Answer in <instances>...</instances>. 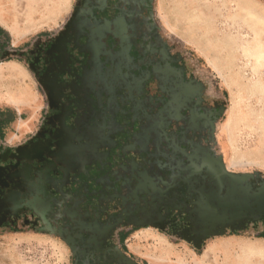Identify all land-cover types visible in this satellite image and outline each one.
<instances>
[{
	"label": "flooded vegetation",
	"instance_id": "1",
	"mask_svg": "<svg viewBox=\"0 0 264 264\" xmlns=\"http://www.w3.org/2000/svg\"><path fill=\"white\" fill-rule=\"evenodd\" d=\"M147 2L75 0L61 28L25 53L50 123L40 140L0 148V228H49L67 243L72 264H133L124 241L148 224L197 241L193 209L218 184L221 161L201 141L214 127L213 111L201 110L199 84L178 57L147 44L148 31L139 30ZM132 107L144 109L162 138L144 151L143 143L123 142L117 166L131 172L115 175L111 151L119 141L110 136L120 129L119 113ZM163 114L180 125H158Z\"/></svg>",
	"mask_w": 264,
	"mask_h": 264
},
{
	"label": "rangeland",
	"instance_id": "2",
	"mask_svg": "<svg viewBox=\"0 0 264 264\" xmlns=\"http://www.w3.org/2000/svg\"><path fill=\"white\" fill-rule=\"evenodd\" d=\"M39 1L43 5L40 9L33 3L38 4V1L31 0V9L24 5L14 17L10 15L11 25H20L15 28L19 33L28 25L29 9L31 19L51 13L47 25L53 26L60 24L66 11L69 14L75 4V0ZM142 13L147 22L137 26L145 34L148 31L147 44L158 42L165 51L178 57V66L185 76L199 84L201 110L207 114L213 111L207 121L214 127L208 133L209 138L201 141L214 157L222 159L228 171L256 173L257 177L249 180V184L256 187L264 178V102L261 95L264 86V0H148ZM255 37L263 46L261 56L257 53ZM23 40L26 47L31 38L20 39ZM32 89L31 71L26 63H0V108L8 110L10 117L15 113L21 116L22 125H31V112L37 108ZM133 107L126 111L121 109L124 112L118 115L120 129L115 131V137L110 136L112 141H119L111 151L115 157L111 159L109 170L115 175L131 172L129 168L123 170L117 166L124 143H143V150L148 142H152L153 148L159 147L156 141L162 138V131L155 132L147 123L144 109L141 113H133ZM161 115L158 125L169 126L173 118ZM204 121L202 118L201 125ZM174 123L170 126L180 125ZM11 127L9 129L14 131ZM201 130H205L204 127ZM141 148L137 149L138 153ZM153 148L148 152L154 151ZM129 153L124 157L127 160L133 157ZM143 154L139 156L141 161L146 156ZM37 169L43 170V166ZM155 170L156 167L153 173L157 174ZM58 171L52 169L51 173L58 176ZM136 183L132 181L127 192L132 191ZM191 221L195 227L194 215ZM241 224L236 228L226 226L222 234L202 237L199 249L194 247L197 241L191 243L170 229H136L127 235L125 242L127 240L132 261L137 264H264V239L255 236L257 232H264V215L255 221L248 218ZM0 264H72V257L58 237L35 229L33 225H19L17 229L0 228Z\"/></svg>",
	"mask_w": 264,
	"mask_h": 264
},
{
	"label": "crops",
	"instance_id": "3",
	"mask_svg": "<svg viewBox=\"0 0 264 264\" xmlns=\"http://www.w3.org/2000/svg\"><path fill=\"white\" fill-rule=\"evenodd\" d=\"M38 4L33 2L37 7H42V2L37 0ZM2 9H0V63H8L11 64L14 63H25V53L28 52V49L32 45V43H35L36 39L39 38L40 40L44 39L46 36L50 35L51 33L59 30L63 23L68 19V16L72 12L73 6L70 10V13L68 14V11H66V15L63 19H61L60 16V24L56 23L55 25L48 26V21L51 18V13L43 14V16L38 17L37 19H31V0H6L3 1L1 4ZM27 5L30 7L29 9V15L27 19L28 25L21 29V33L16 27L19 28V26L11 25L12 17L16 15V11H21L23 9V6ZM67 5V3H66ZM65 5V6H66ZM38 9V13H39ZM37 10H34L33 13L36 14ZM44 13V11H43ZM11 15V16H10ZM19 16V14H18ZM34 17V16H33ZM35 18V17H34ZM32 30V31H31ZM26 31H29L26 33ZM22 38H31L30 43H28V46H23L26 42L20 41ZM29 69V68H28ZM31 86L32 89V98H35L36 109L31 112V125H22V118L21 116H18L16 113L13 115L12 119L8 121L7 123H3L0 127V148H3L7 145H13V144H19L23 143L29 139L31 141L40 140L46 130L42 131L43 129H48L50 123V120L46 119V116L44 114V110L46 107V104L44 103L43 95L41 94L37 81L34 78L32 72H31ZM1 111H5V109H1ZM45 115V116H44ZM47 120V126H45V121ZM52 123V121H51ZM12 126L11 128L14 129L12 131L9 129V126ZM11 142V143H10ZM13 143V144H12ZM225 165V164H224ZM259 225V223H258ZM142 228H151L154 229L155 227L153 225H145V227ZM44 233H49L51 235H54L61 239L63 243L67 246V243L58 235L55 233H52L50 231L42 230ZM264 239V238H263ZM124 244L127 247V240L124 241ZM68 248V246H67ZM70 253V251H69Z\"/></svg>",
	"mask_w": 264,
	"mask_h": 264
},
{
	"label": "water",
	"instance_id": "4",
	"mask_svg": "<svg viewBox=\"0 0 264 264\" xmlns=\"http://www.w3.org/2000/svg\"><path fill=\"white\" fill-rule=\"evenodd\" d=\"M218 159L221 161V169L220 174L217 175L220 179H215V182H218L216 190L208 192L206 199L199 200L193 209L196 217L193 232L198 236L197 242L194 243L196 249L201 246L199 243L201 237L222 234L226 225H232L234 221H247L248 218L255 221L264 215V178L259 180L256 187H252L249 180L257 177L256 173L228 171L222 159L220 157ZM223 185H225V193L218 195ZM48 231L56 234L49 228ZM199 233L202 234L200 237ZM132 263L137 264L135 261Z\"/></svg>",
	"mask_w": 264,
	"mask_h": 264
},
{
	"label": "trees",
	"instance_id": "5",
	"mask_svg": "<svg viewBox=\"0 0 264 264\" xmlns=\"http://www.w3.org/2000/svg\"><path fill=\"white\" fill-rule=\"evenodd\" d=\"M11 119H12V117H10V112L8 110H5V111L0 110V127L3 123L5 124L8 121H10ZM255 236L264 238V232H261V233L257 232V233H255Z\"/></svg>",
	"mask_w": 264,
	"mask_h": 264
},
{
	"label": "bare ground",
	"instance_id": "6",
	"mask_svg": "<svg viewBox=\"0 0 264 264\" xmlns=\"http://www.w3.org/2000/svg\"><path fill=\"white\" fill-rule=\"evenodd\" d=\"M3 1H6V0H0V4L3 2ZM0 9H2V6L0 5ZM250 11H248V13H249ZM247 15V14H246ZM252 15H253V17L255 18V16H254V14L252 13ZM252 15H250V16H252ZM247 17V16H246ZM250 18V17H249ZM256 19V18H255ZM254 41L255 42H257V48H259L258 49V52L257 53H259V55L261 56V54H262V52L261 51H263V46L260 44V42L256 39V37H255V39H254ZM259 58V57H258ZM8 76V75H7ZM261 95L263 96L262 97V100H263V102H264V86L262 87V89H261ZM263 105V110H264V103L262 104ZM262 110V111H263Z\"/></svg>",
	"mask_w": 264,
	"mask_h": 264
}]
</instances>
